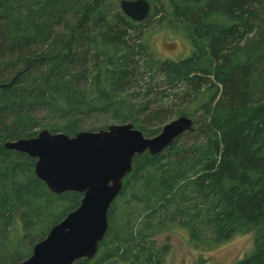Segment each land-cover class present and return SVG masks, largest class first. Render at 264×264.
Wrapping results in <instances>:
<instances>
[{
	"label": "trees",
	"instance_id": "1",
	"mask_svg": "<svg viewBox=\"0 0 264 264\" xmlns=\"http://www.w3.org/2000/svg\"><path fill=\"white\" fill-rule=\"evenodd\" d=\"M120 1L0 0V264L29 258L83 198L51 192L6 142L126 122L151 137L181 115L193 129L134 157L84 263L168 264L156 237L177 234L204 264L254 232L234 264H264V0H165L192 45L179 60L161 59ZM148 1L153 18L161 0Z\"/></svg>",
	"mask_w": 264,
	"mask_h": 264
},
{
	"label": "water",
	"instance_id": "2",
	"mask_svg": "<svg viewBox=\"0 0 264 264\" xmlns=\"http://www.w3.org/2000/svg\"><path fill=\"white\" fill-rule=\"evenodd\" d=\"M123 13L135 22L151 10L148 0H121ZM193 120L181 115L147 137L131 122L113 123L97 131L69 136L42 130L35 137L6 142L36 159L35 173L55 194L79 192L81 204L38 242L29 258L9 264H85L99 252L109 227V210L132 171L137 154L156 155L193 129Z\"/></svg>",
	"mask_w": 264,
	"mask_h": 264
},
{
	"label": "rangeland",
	"instance_id": "3",
	"mask_svg": "<svg viewBox=\"0 0 264 264\" xmlns=\"http://www.w3.org/2000/svg\"><path fill=\"white\" fill-rule=\"evenodd\" d=\"M158 8L162 9L153 18L147 17L141 21V38L148 43L161 59L179 60L187 57L192 52V45L189 39L184 36L181 30L172 28V11L165 0L158 1ZM153 7L156 5L152 4ZM150 14V13H149ZM164 20V23H160ZM144 87V86H142ZM143 98V95H138ZM175 102L178 103L177 100ZM182 106V103L179 104ZM177 118L172 117L171 120ZM153 128H156L154 126ZM159 244L167 243L170 245L168 264H199L201 257L198 251L188 247L184 239L177 234H162L156 237ZM254 248V232L239 235L224 243L213 251L206 253L208 258L204 264H234L245 255L249 254ZM203 255V254H202Z\"/></svg>",
	"mask_w": 264,
	"mask_h": 264
}]
</instances>
